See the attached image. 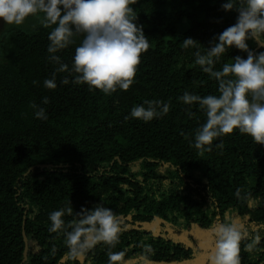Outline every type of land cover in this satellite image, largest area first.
I'll use <instances>...</instances> for the list:
<instances>
[{
  "label": "trees",
  "instance_id": "1",
  "mask_svg": "<svg viewBox=\"0 0 264 264\" xmlns=\"http://www.w3.org/2000/svg\"><path fill=\"white\" fill-rule=\"evenodd\" d=\"M0 8V264H264V0Z\"/></svg>",
  "mask_w": 264,
  "mask_h": 264
},
{
  "label": "rangeland",
  "instance_id": "2",
  "mask_svg": "<svg viewBox=\"0 0 264 264\" xmlns=\"http://www.w3.org/2000/svg\"><path fill=\"white\" fill-rule=\"evenodd\" d=\"M7 21L5 15H4V12L2 11V9L0 8V30L3 28L5 22ZM234 222H232L231 224H233ZM196 237H198L201 241L200 243V246H202L204 249L207 245H209L210 241L208 239V234L207 233H204V232H200V233H197L196 234ZM207 257V255L205 256ZM205 260V258L203 259ZM183 264H188V263H183ZM191 264V263H189ZM197 264H203L202 263H197Z\"/></svg>",
  "mask_w": 264,
  "mask_h": 264
},
{
  "label": "water",
  "instance_id": "3",
  "mask_svg": "<svg viewBox=\"0 0 264 264\" xmlns=\"http://www.w3.org/2000/svg\"><path fill=\"white\" fill-rule=\"evenodd\" d=\"M24 241H25V249H24V258H23V261H25V258H26V246H27V243H26V239L24 238Z\"/></svg>",
  "mask_w": 264,
  "mask_h": 264
}]
</instances>
